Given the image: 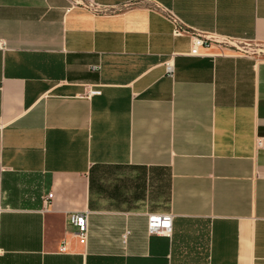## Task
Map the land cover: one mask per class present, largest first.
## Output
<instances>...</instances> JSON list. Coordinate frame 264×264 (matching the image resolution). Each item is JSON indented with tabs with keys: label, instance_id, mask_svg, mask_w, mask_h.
<instances>
[{
	"label": "crops",
	"instance_id": "0c3cea01",
	"mask_svg": "<svg viewBox=\"0 0 264 264\" xmlns=\"http://www.w3.org/2000/svg\"><path fill=\"white\" fill-rule=\"evenodd\" d=\"M93 1L0 0V264H264V0Z\"/></svg>",
	"mask_w": 264,
	"mask_h": 264
},
{
	"label": "built area",
	"instance_id": "2783aa9c",
	"mask_svg": "<svg viewBox=\"0 0 264 264\" xmlns=\"http://www.w3.org/2000/svg\"><path fill=\"white\" fill-rule=\"evenodd\" d=\"M83 4L80 0H71ZM91 6V5H89ZM95 11H98L94 9ZM168 19L174 24V33H179L181 29L177 27V18L168 13ZM219 45L224 48H233L238 51L244 52L243 49L247 47L244 43L225 37H210V35H201L197 32L191 37L190 54L195 55L199 47H208L210 45ZM5 43L0 39V50H4ZM165 72L168 76H172L173 66L171 63H165ZM97 94L98 92H92ZM172 217L170 214L151 215L147 217V231L149 234L169 236L172 230ZM68 222L70 226L75 228L73 236L80 244H85L88 233V213L87 212H73L69 214ZM60 251L64 252V244L61 246Z\"/></svg>",
	"mask_w": 264,
	"mask_h": 264
},
{
	"label": "rangeland",
	"instance_id": "374dc122",
	"mask_svg": "<svg viewBox=\"0 0 264 264\" xmlns=\"http://www.w3.org/2000/svg\"><path fill=\"white\" fill-rule=\"evenodd\" d=\"M83 4H85V5H91L90 7H92V8H94V9H96V10H98V11H101L103 8H99V7H97L96 6V4H95V2L93 1V0H80ZM198 34H201V35H206V34H202V33H200V32H197ZM243 50H247V48L245 47V49H243Z\"/></svg>",
	"mask_w": 264,
	"mask_h": 264
}]
</instances>
